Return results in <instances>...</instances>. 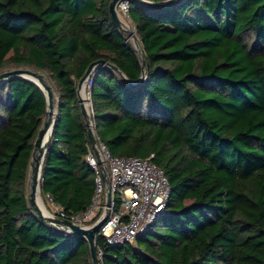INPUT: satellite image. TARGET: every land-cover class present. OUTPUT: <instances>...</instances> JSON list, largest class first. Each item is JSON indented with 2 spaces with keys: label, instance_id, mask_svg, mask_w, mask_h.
I'll list each match as a JSON object with an SVG mask.
<instances>
[{
  "label": "trees",
  "instance_id": "16d2710c",
  "mask_svg": "<svg viewBox=\"0 0 264 264\" xmlns=\"http://www.w3.org/2000/svg\"><path fill=\"white\" fill-rule=\"evenodd\" d=\"M109 1L0 0V70L44 72L57 97L40 196L69 216L91 207L95 171L76 87L91 62L108 61L122 75L103 65L89 78L94 132L114 156L153 155L171 193L133 243L110 245L94 231L101 264H264V0L131 2L140 54L111 23ZM142 59L146 79L131 87ZM45 111L34 83L0 84V264H93L83 236L28 208Z\"/></svg>",
  "mask_w": 264,
  "mask_h": 264
},
{
  "label": "built area",
  "instance_id": "2783aa9c",
  "mask_svg": "<svg viewBox=\"0 0 264 264\" xmlns=\"http://www.w3.org/2000/svg\"><path fill=\"white\" fill-rule=\"evenodd\" d=\"M129 4L128 0H119L115 10L123 23L135 33L134 25L129 19ZM95 138L98 155L90 145L86 155L88 165L95 171L91 207L84 215L69 216L62 207L52 203L51 214L62 220L78 222L101 211L100 217L105 218L99 222L98 230L106 243H133L165 211L171 193L170 183L164 171L152 161L153 155L147 158L114 156L96 134ZM103 167L107 173L108 198L107 185L102 176ZM97 254L100 258L101 252Z\"/></svg>",
  "mask_w": 264,
  "mask_h": 264
},
{
  "label": "water",
  "instance_id": "95a60500",
  "mask_svg": "<svg viewBox=\"0 0 264 264\" xmlns=\"http://www.w3.org/2000/svg\"><path fill=\"white\" fill-rule=\"evenodd\" d=\"M117 1H119V0H110L109 1L108 12H109L110 21L113 24V26H115L116 28H118L121 31H124L125 33L128 34L129 37L132 38L133 46H134L135 50L140 54L139 44H138L136 37L134 36L135 33L129 27L125 28V24L119 18L118 14L115 10V5H116ZM128 1L130 3L131 2H139L141 4H145L148 6L157 7V6H161L163 4L173 3L176 0H164L162 2H154V1H146V0H128ZM103 65L110 67L112 70L117 71L118 73H120L122 75V73L118 70V68L116 66L110 64L108 61H104L101 59L95 60L88 65L83 76L78 80L77 87H76V93H77V97H78L80 111H81V113L85 119V124H86V128H87L88 142H89L90 148L94 151V153L96 155H98V151L96 148V138H95L94 128L92 126L89 109L88 108L86 109L85 105L83 104V102L80 99L79 90H80L81 86L84 85L87 82V80L90 78L93 70L96 67L103 66ZM141 66H142V71H141L140 78L134 82L129 81V85L131 87L138 85L140 83H143L146 79L144 59L141 60ZM43 75H44L43 73H41L37 70H32V69L27 68V67L8 69L5 71H0V84L4 81L10 79V78L21 77V78L26 79V80L34 83L35 85H37L41 89V91L44 93L45 98H46V111H45V115H46L48 109L51 111L53 109H55V106L51 101V98L53 97V95H55V92H54V90L53 91L50 90V86H45L46 91H44V89L36 81L28 78V76H30L32 78L39 80V82L42 83L43 82V80H42ZM86 102L89 103L90 99L86 100ZM55 114H56V111L54 113L53 119L45 120V118H43L42 124H41V126L37 132V135L35 137V140H34L33 151H32L31 159L29 162V170H28V182H27L28 208L40 221L48 224L49 226L56 228V229H59L61 231H65L68 233H73V234L83 236L89 244L90 257H91L92 263L93 264H101L100 258L98 257L97 250H96L94 231L98 228L99 222L101 220H103L105 217H100L98 220H96L94 222V224H92L90 226H85V225L80 224L78 222L59 219L50 213L44 214L40 210V208L36 205V202H35L34 196H35V192H36L37 187H39L42 162H43V158H44V155L46 152V148H47L49 140H50V135H51V131H52V128L54 125V120H55ZM45 115H44V117H45ZM102 176H103V179L107 185L106 196L108 198L109 197V190H108L107 173H106L105 167H103Z\"/></svg>",
  "mask_w": 264,
  "mask_h": 264
},
{
  "label": "bare ground",
  "instance_id": "6f19581e",
  "mask_svg": "<svg viewBox=\"0 0 264 264\" xmlns=\"http://www.w3.org/2000/svg\"><path fill=\"white\" fill-rule=\"evenodd\" d=\"M126 26V25H125ZM28 78L36 81L43 89L44 91L45 90V86H50V90L53 91L51 85L48 83V81L46 80V76H42V80L43 82H39V80L35 79V78H32L30 76H28ZM84 87H85V84L81 86L80 90H79V96H80V99L81 101L83 102V104L85 105L86 109H87V102H86V96H85V93H84ZM51 101L52 103L54 104L55 106V102H56V98H55V95H53V97L51 98ZM54 113H55V109H53L52 111L48 109L46 115H45V120H48V119H53L54 118ZM35 202H36V205L40 208V210L44 213V214H48L49 211L46 210V208L44 207V204H43V199L41 198L40 196V189L39 187H37L36 189V192H35ZM51 214V213H50Z\"/></svg>",
  "mask_w": 264,
  "mask_h": 264
},
{
  "label": "rangeland",
  "instance_id": "374dc122",
  "mask_svg": "<svg viewBox=\"0 0 264 264\" xmlns=\"http://www.w3.org/2000/svg\"><path fill=\"white\" fill-rule=\"evenodd\" d=\"M125 28H128V27L125 26ZM123 33L129 38L131 44L133 45L132 38L129 37L128 34L125 33L124 31H123ZM134 36L136 37L135 34H134ZM136 39H137V37H136ZM14 68H19V67H18V66H14V67H13V66H8V67H6V68L1 69L0 71H5V70H8V69H14ZM27 68H30V67H27ZM30 69H32V68H30ZM32 70H34V69H32ZM37 71H39V70H37ZM39 72H41V71H39ZM41 73H43V74L45 75L44 72H41ZM45 76H46V75H45ZM46 80H47V79H46ZM87 89H88V82L85 83L84 93H85V96H86V100H89V95H88ZM55 98H56V100H57L56 95H55ZM55 103H56V102H55ZM87 103H88V102H87ZM55 108H56V104H55ZM87 108L89 109V113H91V110H90V103L87 104ZM55 111H56V109H55ZM27 182H28V179H27ZM27 190H28V187H27ZM41 198L43 199L42 201H43V204H44V207L46 208V210L49 211V213H53V205H52V202H51L47 197H41ZM50 211H51V212H50ZM78 223L83 224V225H85V226H90V225L94 224V223H85V222H81V220L78 221Z\"/></svg>",
  "mask_w": 264,
  "mask_h": 264
}]
</instances>
